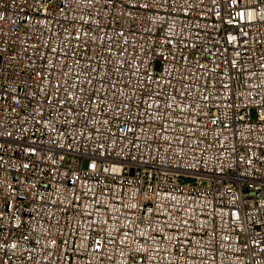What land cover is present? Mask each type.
<instances>
[{
	"label": "built area",
	"instance_id": "1",
	"mask_svg": "<svg viewBox=\"0 0 264 264\" xmlns=\"http://www.w3.org/2000/svg\"><path fill=\"white\" fill-rule=\"evenodd\" d=\"M0 264H264V0H0Z\"/></svg>",
	"mask_w": 264,
	"mask_h": 264
}]
</instances>
